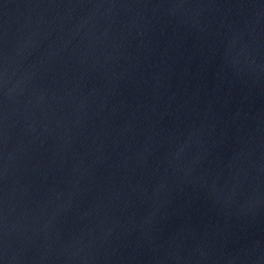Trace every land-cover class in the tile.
Listing matches in <instances>:
<instances>
[{
    "label": "water",
    "instance_id": "obj_1",
    "mask_svg": "<svg viewBox=\"0 0 264 264\" xmlns=\"http://www.w3.org/2000/svg\"><path fill=\"white\" fill-rule=\"evenodd\" d=\"M0 264H264V0H0Z\"/></svg>",
    "mask_w": 264,
    "mask_h": 264
}]
</instances>
